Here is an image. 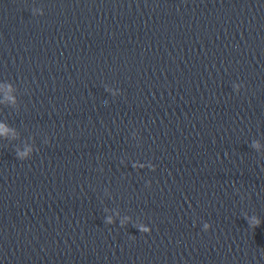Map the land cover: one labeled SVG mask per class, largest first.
Segmentation results:
<instances>
[{"label": "water", "instance_id": "obj_1", "mask_svg": "<svg viewBox=\"0 0 264 264\" xmlns=\"http://www.w3.org/2000/svg\"><path fill=\"white\" fill-rule=\"evenodd\" d=\"M0 84V264H264V0H0Z\"/></svg>", "mask_w": 264, "mask_h": 264}, {"label": "clouds", "instance_id": "obj_2", "mask_svg": "<svg viewBox=\"0 0 264 264\" xmlns=\"http://www.w3.org/2000/svg\"><path fill=\"white\" fill-rule=\"evenodd\" d=\"M41 15H43V13H41ZM109 91H111V89H109ZM14 92V89L12 88L11 85L9 84H0V95H3L6 100L12 99V93ZM9 135V130L7 129L6 126L0 125V137H7ZM254 148H256L258 151L264 149V146L260 145L259 143H256L253 145ZM34 151H36V149L32 148V147H26L25 150L23 152H18V157L21 160H29L31 159ZM134 167L140 169L145 167V165L142 164H135ZM107 223L111 224L113 223V220L111 217H108ZM123 223V222H122ZM259 221H255L254 225L258 226ZM211 226L208 224L204 225V229L206 231L210 230ZM140 230L146 234H150L151 233V228L149 227H141Z\"/></svg>", "mask_w": 264, "mask_h": 264}]
</instances>
